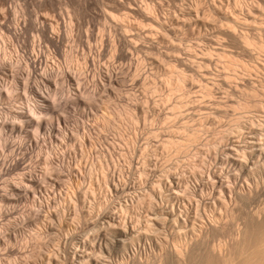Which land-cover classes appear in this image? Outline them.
Listing matches in <instances>:
<instances>
[{
	"label": "rangeland",
	"instance_id": "374dc122",
	"mask_svg": "<svg viewBox=\"0 0 264 264\" xmlns=\"http://www.w3.org/2000/svg\"><path fill=\"white\" fill-rule=\"evenodd\" d=\"M8 1L4 7L9 5L17 13L15 25L22 31L19 35L25 33L20 41H5L9 43L8 52L17 50L14 54L20 56L21 48L28 41L34 42L32 54L46 53V66L87 69L80 76L86 86L89 84L87 87L96 78L97 70L104 67L119 74V85L113 87L111 96L102 92L95 101L89 100L90 107L70 105L71 111L68 108L63 114L66 124L62 123L60 129L65 137L57 135L59 138L47 144L49 149H44L46 153L56 149L67 153L63 164L68 171L59 178L47 174L57 181L56 185L44 184L45 191L31 190V197L26 200L12 196L9 203L0 201V209L9 214V218L0 219V264H130L134 260L143 264H264V226L256 220L264 214V189L258 190L250 202L236 201L229 206L223 205L221 188L211 193V185H206L209 171L219 176L228 169L233 173L231 186L235 191L264 182L262 170L256 174L249 170L239 172L235 164L243 146L241 137L249 147V131L264 126V52H256L250 58L237 41L223 34L230 29L231 17L246 20L251 27L264 31L262 0ZM239 4L245 5L242 12ZM150 9L159 25L148 19ZM189 9L192 18L185 15ZM21 14L25 15L21 16L23 19ZM35 18L49 23V31L54 34L62 30V41H66L59 42L61 55L33 32L26 33L31 31L30 22L34 23ZM66 29L70 30L68 36ZM118 34L124 35L132 47H123ZM21 38L29 40L23 43ZM258 41L264 43V36ZM90 55L92 65L84 66ZM93 57L99 62L94 63ZM207 60L212 64L208 66ZM237 60L256 67L249 79L241 83L236 77L246 78L247 73L237 66ZM225 74H235L232 85L238 86L225 88L221 82ZM184 76L187 80L182 83L183 90L176 84ZM87 79L91 80L86 82ZM3 101L0 114L6 115L18 106ZM44 150L31 152L22 159V166L43 174ZM9 151L5 152L9 159L22 157ZM255 157L249 162L256 163ZM194 167L205 176H194ZM20 172L1 177L0 187L5 181L18 182ZM125 185L130 189L123 192ZM114 186L117 192L112 189ZM48 198L53 202L49 206L45 204ZM54 211H61L60 218L52 216ZM168 212L187 219L186 225L178 226L173 219H166ZM158 216L162 222L159 227L155 223ZM210 218L219 222V230L210 229ZM153 224L156 226L152 230ZM124 228L128 230L126 236ZM147 228L152 232L139 241ZM199 230L207 231L202 234L200 249L179 261L167 259L168 249L175 245L185 249ZM39 233L42 238L36 241ZM131 239H136V246L127 251L125 244ZM213 251L225 254V260L220 261Z\"/></svg>",
	"mask_w": 264,
	"mask_h": 264
},
{
	"label": "bare ground",
	"instance_id": "6f19581e",
	"mask_svg": "<svg viewBox=\"0 0 264 264\" xmlns=\"http://www.w3.org/2000/svg\"><path fill=\"white\" fill-rule=\"evenodd\" d=\"M6 2H9V1L8 0H0V17L3 19V21L0 22V33H1L0 34L1 35L0 36V52H1V54H3V59L2 58L0 59V101H3V100L8 101L10 104H13L14 106L17 104L18 106H15V109L14 110L12 109V111H9L7 109L6 111H9V113L6 115H3L4 114L3 112L0 114V143H1V145H0L1 146L0 178L11 173V172H13V171H21L20 172L21 174L20 175L18 174L19 178H17L18 182H16V183H12L11 181H8V182L5 181L2 183V186L0 187V201L3 203H7V202L9 203L11 201L12 196L20 197V199L25 198V200H26V198L31 197V195H30L32 192L31 190L36 189V191L39 190V192H40V190L43 191L44 189H46L47 187L46 186L44 187L43 186L44 184L50 185V186L56 185L57 181L54 180L53 178L51 179V177L52 176H54V177L57 176V178H59V176L62 177L60 174L64 173L65 171H68L66 169L67 167L65 168V165L63 164V162H65L64 160L66 158L67 153L61 152L62 149L60 150V152L56 149L55 151L51 150V151L47 152L48 153L47 154L45 150L49 149L48 148L49 145L47 146L48 143H51L52 141H54L56 139V137L59 138L57 135H60L61 130H62V129H60V125L62 123L66 122V118H65L66 116H64L63 114L67 111L68 108L71 111L70 107H72V106H70V105H74L77 107H86V106L88 107L90 103H87V102L89 100L95 101V98L100 96V93H102V92L106 93V94H110V96H111L113 87L116 85H119V79H118L119 77H117L118 73H115L111 67H109V68H111V69H109L108 67L105 68L103 66L104 69H99V70H97V68H95L97 70V73H95L96 78L94 79V77H93L92 79H94V80L92 81V83L90 82L91 83L90 87H87L89 84L87 83V86H86L84 84L85 82L83 81L84 79H82L80 77V76H82L81 73L82 72L84 73L87 69L84 71L81 68L83 70L82 71L81 69L77 70V67H76V69L74 71V70H69V69L66 70V69H63L60 67L56 68L57 66L56 67H51V65L46 66V61H45L44 56H43L46 53L43 54V52L37 50L38 52H36L37 53L36 55L32 54V53H34L32 51H35L34 49L36 48V46H35L34 42L29 43L28 38H27L28 40H26V39L22 40L23 37L21 38V40H22L21 42L24 41L27 43V41H28V43L27 44L25 43L26 45L23 44L24 50H23V48H21L22 50L20 53H22V54L20 56H17L14 54V53H16L15 51H17V50H15L13 52L9 50L10 52H8L7 47H8V44L10 43V41H20V40H18V39H20L19 37H21V35L25 34V33H22L21 35H19L22 31L20 32L19 26L17 27L15 25V23H18V22L15 21V19H14L16 17L15 15L17 13L15 14L14 11H12L10 8H8L9 5L6 6L8 9L6 7H4L6 4H8ZM261 2L262 3L260 5L263 4V6H264V0H262ZM25 3H27V1H25ZM25 3H23V4L25 5ZM42 4H44V6L46 5L43 2L41 3V5ZM83 4H84V2H83ZM21 6H23V5H21ZM51 6H53V5H51ZM239 7L241 8L240 10L242 12L245 8V5L239 4ZM15 9L19 10V8H15ZM147 10L149 11V9H147ZM152 10H154V8H152ZM152 10L150 9L151 15H153ZM184 11L185 10H183V12ZM74 12L76 13L75 10H74ZM28 13L31 14V12H28ZM150 13H148L149 14L148 19L151 21V24H153L152 22H154V25H155V23L158 24V21L154 18L155 15H153V17H152L150 15ZM192 13H193L192 10L189 9L185 12V15H187L188 17H191ZM22 14L20 15V17L26 15V13H25V15H22ZM183 14H182V17H183ZM28 15L25 18L26 20L28 18ZM31 16L32 15H30V18H31ZM79 16H80V14L78 15V17ZM230 16H232V15H230ZM21 18L23 19V17H21ZM21 18H20V20H21ZM17 19H18V17H17ZM35 19H33V20H35L34 23L30 22V24H32V25H30V24H29L30 26L28 25L30 27V29L29 28L28 29L31 31H26V33L29 34L30 32H33L34 34H36L40 39H42L46 43L53 45L57 49L58 54L61 55L62 51L60 50L61 48H59L61 46L60 44H63L62 42L66 41V40L62 41V39H64V37L61 33L62 30L60 31V33L55 32L56 34H54V33L50 32V31H52L51 29L49 31V27L47 26L49 23L45 24L44 21L38 22L37 18H35ZM20 20H19V24L22 21V20L21 21ZM38 20H39V16H38ZM181 20H182V18H181ZM29 21H31V19ZM230 21H231L230 29L225 30L223 34L227 38H230V39L232 38L233 40L237 41L239 48L242 50V52L244 54H247L250 58H253L254 54L256 52H264V43L262 41H258V40H262V38L264 36L263 30L251 27L247 23L246 20H243V22H242L238 17H231ZM27 22H26V25H27ZM22 23H25L24 20ZM74 25H75V23H74ZM204 26H206V25H204ZM57 27L59 28V25ZM57 27H56V29H57ZM25 28H26V26H25ZM53 28H54V26H53ZM58 30H60V29H58ZM63 30H64V28H63ZM69 31H70L69 29H66V35L67 36L69 34ZM134 32H136V31H134ZM251 33H254L253 35H255V36H252ZM64 35H65V31H64ZM118 35H119L118 41L123 45V47L124 46L128 47V48L132 47L124 35H122V34H118ZM118 35L116 37H118ZM24 36H26V35H24ZM71 36H73V35L71 34ZM116 37H115V39H116ZM37 39H36V41H37ZM5 41H9V43H6ZM36 41H35V43H36ZM60 41H61V43L59 44ZM30 42H31V40H30ZM45 42H44V44H45ZM120 43H118V45ZM41 44H42V42H41ZM114 44H116V43L113 42L112 45H114ZM21 45H22V43H21ZM13 46L14 45H12V47ZM18 46H19V44H18ZM40 47H45V46H40ZM49 47L51 49L50 45H49ZM101 47H103V46H101ZM9 48L11 49V47H9ZM14 48H15V46H14ZM102 49L103 48H101L100 50H102ZM126 49H124V50H126ZM85 50H87V49H85ZM19 51H20V49H19ZM98 51H99V49H98ZM102 51H104V50H102ZM91 52L92 51L90 50V53ZM90 53H88V54H90ZM98 53H100V51ZM120 53H122V52H120ZM55 54H56V52H55ZM99 55H103V52H102V54H99ZM70 57H72V56H70ZM45 58H46V56H45ZM69 58H67V59H69ZM89 58H91V55H90V57L85 58L84 66L85 65H89V66L92 65V60H90ZM95 58H96V56H95ZM95 58L93 57L94 63L96 61L99 62L98 59H96V61H95ZM47 59H49V62H50V58H47ZM71 60H72V58L70 59V61ZM207 62H208V66L212 64V61L207 60ZM236 64L238 67H241L247 73L246 78L240 79L239 76L236 77V79L238 78L239 80H241L240 83L249 79L250 74L254 70H256V67H254L251 64H247L246 62L244 63L243 61L237 60ZM23 65H25V69H22ZM44 65H45V67H44ZM54 66H55V64H54ZM86 67H88V66H86ZM187 67L190 68L189 65ZM95 69H93V70H95ZM114 70L116 71V69H114ZM187 70H189V69H187ZM89 71L91 73V70H89ZM192 71H193V69H192ZM93 72H92V74H93ZM95 74H93V76ZM89 76H90V74H89ZM234 76H236V75L234 74L233 77ZM185 77L186 76H184V78H180V79L178 78L179 79V80H177L178 83L175 82V83H177L176 84L177 88H179V89L184 88V87H182V83H184L187 80V79L185 80ZM231 77H232V75L230 76L229 74H225L224 80H221L222 85L229 90L233 89L234 86H238L237 84L232 85L233 84L232 81L234 82L236 79L232 77L234 79V80H232ZM88 80L90 81L91 79H87L86 82H88ZM120 80H122V79L120 78ZM238 83H239V81H238ZM235 88H238V87H235ZM22 92H24L26 94V96H22V94H23ZM207 92H208V95H210V92L209 91H207ZM115 94H112V95H115ZM101 100H100V102H101ZM91 101H89V102H91ZM5 106H7V105H5ZM130 107H131V105H130ZM131 108H133L134 110L136 109V107L133 104H132ZM3 109H4V107H3ZM129 110L132 111V109H129ZM132 115H134V114H132ZM67 132L69 134V131H67ZM248 134L250 135L249 147L246 146L247 140L244 137H241V139H242L241 141H242L243 146H242V148H240L241 153L238 155V159H237L235 164H236L239 172L243 171V170L244 171L249 170L250 174H256L260 170H262V172H264V143H263L264 126L260 125L258 128L253 127L252 130H250ZM70 135H71V133H70ZM61 136L63 137L62 134H61ZM68 136H67V138H69ZM22 137H26V138H22ZM258 137H260V138L258 139ZM13 138H16V140ZM52 149H53V145H52ZM8 150H10L9 152L13 153V155L14 154L21 155L22 157L21 158L13 157L12 159H9L11 157L8 158V156L5 155V152ZM34 150L35 151L36 150H39V151L44 150L46 153L45 159H43V161H42V163L44 165L43 171H45V172L42 171L43 174H41V175L35 174V172L31 171V169H29L28 166H27L28 168H25L24 165L22 166V159H24L25 157L30 155V153L33 152ZM254 156H256L255 158H258V161L256 163H250L249 159H251ZM228 157L224 156L225 159ZM227 161H228V159H227ZM261 161H263V162L260 165H258V163H260ZM40 162H41V160H40ZM23 163H24V161H23ZM227 166H228V164H227ZM225 168H226V166H225ZM225 168H224V170H225ZM227 169H228V167H227ZM192 171H193L192 174L196 177L201 176V175L205 176V174L203 172H200V170H198L196 167H194ZM47 174L51 177H49ZM207 174H208L207 179L205 178L206 179V185H211V193L214 191L215 188H217V187L221 188V191L223 194V205H225L226 203H229V206H230L231 203H235L236 201L250 202L251 199L256 196L258 190L264 189V182H263V184L261 183V186L256 185V187L253 188V187L247 185V187H241V189H239L238 191H235V189L232 188V186H231V179H232L231 177H232L233 173H231V171L229 169L227 171H224V172L222 171L219 176H216L218 174H215L214 172H211V171H209ZM113 180L114 179L112 177V181ZM112 189L116 192L118 191L117 186L112 187ZM129 189L130 188L128 187V185H125L124 188L122 189V191L124 192V191H127ZM187 190H190V188L188 187ZM36 191H35V193H36ZM193 191L195 192V191H197V189H193ZM33 193H34V191H33ZM38 200H39V198H38ZM33 201H34V199H33ZM46 202H45V204L47 206H49V204H51V202H52V199L48 198V200ZM34 203H35V201H34ZM36 204H34V205H36ZM192 205L193 204H191L189 206H192ZM44 206L45 205L43 203H40L41 208H43ZM36 207H39V206H36ZM63 208L60 210H63V212H64ZM58 209H56V210H58ZM70 209H68V210L71 211L72 209L71 210ZM40 212H42V211H40ZM169 212L166 214V219H173V221L178 226L179 225L181 226V224L186 225L187 219L186 220L180 219L179 218L180 215L179 216L176 215V217H175V216H173L174 214L169 213ZM174 213H175V211H174ZM60 215H61V211H57L55 213H52V216H54V217H57V216L59 217ZM69 215H70V213H69ZM8 216H9V214H8L7 210L0 209V219L3 217L7 218ZM39 218H38V220H39ZM159 218H160V216H158V218L155 219V221H156L155 223L157 224V227H159L158 225L161 226V223H162ZM185 218H187V217H185ZM256 220H257L258 224H260L261 226H264V214L262 216L259 214V216L257 217ZM208 223H209L211 230H219L220 229V227L218 225L219 222H215V221L211 220V218H210L208 220ZM155 226L156 225L153 224L151 229L153 230ZM130 227H132V226L130 225ZM124 229H125V231H123V235L126 236L128 234L127 233L128 230H127V228H124ZM200 229H201V227H200ZM149 232H152V231L149 228H147L145 230L144 234H141L140 237L138 235L139 239H138V237H137V239L140 241L142 238L145 237V234H147ZM206 232L207 231H204V232L201 231L200 232V230H199V235L195 239L190 238L191 240L188 241L185 249L179 248L176 245L172 246L166 252L167 259H170L172 261H179L182 258L188 256L190 253H193L195 250L200 249V247L202 245V239L204 237L203 235H205ZM41 235L42 234H40V233L36 234V237L34 239L36 241H39L42 238ZM133 235H134V233L132 234V236ZM183 235H185V233H183ZM132 236H130V237H132ZM132 238H134V237H132ZM135 240L136 239H131L129 243L125 244L127 251H130V250L133 251V247L136 246V245H134ZM179 241L181 242V240H179ZM98 245H99V243H98ZM134 251H135V249H134ZM133 253L134 252H132V254ZM213 254H215V256L220 261L225 260V254H223L222 252L219 251L216 253L213 251ZM133 255H134V257H136L135 254H133ZM129 258H131V257H129ZM135 259H137V258H135ZM137 261L134 260V262H132V263L143 264L142 262H140V261L137 262ZM50 263H51V261H50ZM132 263H130V264H132Z\"/></svg>",
	"mask_w": 264,
	"mask_h": 264
}]
</instances>
